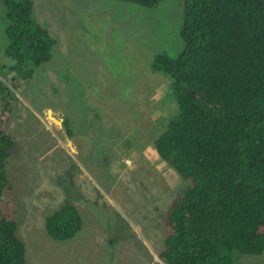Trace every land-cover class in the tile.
<instances>
[{
    "label": "rangeland",
    "instance_id": "rangeland-1",
    "mask_svg": "<svg viewBox=\"0 0 264 264\" xmlns=\"http://www.w3.org/2000/svg\"><path fill=\"white\" fill-rule=\"evenodd\" d=\"M33 3V20L56 45L51 60L22 80L5 54L0 0V104L9 98L16 143L6 166L12 191L0 197V211L17 222L27 264H168L163 217L189 182L172 167L157 169L146 154L178 113L174 79L152 61L183 51L185 0L149 8L119 0ZM78 103L97 119L71 125V138L64 120ZM66 203L81 208L74 205L83 219L78 234L89 233L85 244L54 241L44 230L45 217ZM238 263L264 264V252Z\"/></svg>",
    "mask_w": 264,
    "mask_h": 264
},
{
    "label": "trees",
    "instance_id": "trees-1",
    "mask_svg": "<svg viewBox=\"0 0 264 264\" xmlns=\"http://www.w3.org/2000/svg\"><path fill=\"white\" fill-rule=\"evenodd\" d=\"M142 7L163 0H119ZM5 54L31 79L51 60L56 41L33 16V0H3ZM184 48L153 58L174 79L177 116L155 140L158 156L189 182L163 217L168 264H239L264 252V0H185ZM10 90H8V96ZM11 103L0 104V197L11 192L7 162ZM67 134L69 119L64 120ZM78 209L63 204L44 220L57 242L82 229ZM11 213L0 211V264H27Z\"/></svg>",
    "mask_w": 264,
    "mask_h": 264
},
{
    "label": "crops",
    "instance_id": "crops-1",
    "mask_svg": "<svg viewBox=\"0 0 264 264\" xmlns=\"http://www.w3.org/2000/svg\"><path fill=\"white\" fill-rule=\"evenodd\" d=\"M59 72L57 74V77L59 76ZM80 105H77L75 104L74 106L70 104V107L72 109V111L70 112L69 114V117L66 118V119H69V129L71 128L70 126L73 125V124H86L88 122H93L94 120L97 119V116H94L91 114V111L88 110V103H78ZM77 110H76V108ZM74 109V110H73ZM74 111H77V112H74ZM71 130V129H70ZM74 130L72 129V133L69 135L71 138L74 134ZM76 138V137H75ZM156 151V150H155ZM155 151H149V155H147V157L149 158V160L151 161V163L153 165H155V167L159 170H167V173L168 171L170 170V166L165 163L162 159H160V157L158 158L156 155H155ZM157 154V153H156ZM158 155V154H157ZM92 185L100 194H102V196L104 197L105 201L108 203V204H111L112 206L115 205V203L113 202L112 198H109L107 197V193L104 189V187L96 180L92 179V182H91ZM108 198V199H106ZM76 207H78V204H74ZM114 207V206H113ZM78 209H81L80 207H78ZM79 211V210H78ZM165 212V211H164ZM81 215V214H80ZM46 218V217H45ZM45 220V219H44ZM44 220H43V225H44ZM83 221V219H82ZM85 225V224H84ZM83 227V226H82ZM88 232L87 231H84L82 232V234H77L74 238H72L71 240H68L66 242L70 243V244H73L75 246H77L78 244H85V242L82 240L81 237H86L88 236ZM143 243L146 244V245H149V242L147 240H143Z\"/></svg>",
    "mask_w": 264,
    "mask_h": 264
}]
</instances>
